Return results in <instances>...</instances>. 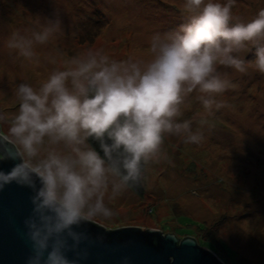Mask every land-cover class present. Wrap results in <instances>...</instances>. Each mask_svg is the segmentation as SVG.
Returning <instances> with one entry per match:
<instances>
[{
    "label": "clouds",
    "instance_id": "clouds-1",
    "mask_svg": "<svg viewBox=\"0 0 264 264\" xmlns=\"http://www.w3.org/2000/svg\"><path fill=\"white\" fill-rule=\"evenodd\" d=\"M235 3L185 0L187 22L155 34L147 61L116 60L102 49H90L53 70L38 89L18 85V112L10 120L0 114V122L9 124L27 180L32 186L39 182L33 203L40 223L30 225V231L40 254L29 264H70L57 247L60 239L51 248L49 240L64 232L78 240L73 225L113 218L106 195L115 199L142 181L145 166L158 162L165 135L182 137L186 144L203 140L192 120L180 121L182 105L197 92L209 115L224 106L216 97L232 82L218 66L246 73L250 65L241 53H252L255 69L264 74V8L245 23L233 20ZM60 27L57 15L47 18L31 37L12 33L6 46L38 62L35 45L48 43Z\"/></svg>",
    "mask_w": 264,
    "mask_h": 264
},
{
    "label": "rangeland",
    "instance_id": "rangeland-1",
    "mask_svg": "<svg viewBox=\"0 0 264 264\" xmlns=\"http://www.w3.org/2000/svg\"><path fill=\"white\" fill-rule=\"evenodd\" d=\"M185 0H0V114L9 120L19 108L20 83L34 88L55 69H62L90 49L112 59L147 61L155 34L175 31L188 20ZM226 3L227 0H218ZM264 8V0H236L234 21L248 22ZM58 16L60 30L28 61L7 48L14 32L31 37L47 18ZM246 73L218 66L232 82L216 97L224 106L212 115L193 92L182 105L180 121L192 120L203 133L199 144L165 135L158 162L145 166L143 195L127 189L105 204L115 215L95 217L107 230L127 226L192 237L225 264H264V74L254 67L252 53H241ZM54 60L55 63L51 61ZM201 120L207 123L201 125ZM0 122L1 135L18 150ZM173 233V234H174Z\"/></svg>",
    "mask_w": 264,
    "mask_h": 264
},
{
    "label": "water",
    "instance_id": "water-1",
    "mask_svg": "<svg viewBox=\"0 0 264 264\" xmlns=\"http://www.w3.org/2000/svg\"><path fill=\"white\" fill-rule=\"evenodd\" d=\"M0 153V264H29L30 257L40 254L30 231V225L40 223V212L33 203L39 182L32 186L27 180L20 152L1 135V130ZM72 231L80 234L78 240L64 232L48 242L51 248L53 241L60 239L57 247L63 248L70 264H225L192 237L178 243L176 236L161 234L154 228L107 230L86 221L73 225Z\"/></svg>",
    "mask_w": 264,
    "mask_h": 264
},
{
    "label": "trees",
    "instance_id": "trees-1",
    "mask_svg": "<svg viewBox=\"0 0 264 264\" xmlns=\"http://www.w3.org/2000/svg\"><path fill=\"white\" fill-rule=\"evenodd\" d=\"M90 143L92 144L93 147H96L98 151L100 150L99 145L96 144L94 141H90ZM101 155H103V154L101 153ZM145 169L146 168H144V171H145ZM129 189H130V191L134 192L135 194L143 195L145 193L142 181L137 183L136 185L130 187Z\"/></svg>",
    "mask_w": 264,
    "mask_h": 264
},
{
    "label": "flooded vegetation",
    "instance_id": "flooded-vegetation-1",
    "mask_svg": "<svg viewBox=\"0 0 264 264\" xmlns=\"http://www.w3.org/2000/svg\"><path fill=\"white\" fill-rule=\"evenodd\" d=\"M0 159H3V157H2V154L0 153ZM174 233V232H173ZM173 233H163V234H172V235H174V236H176L175 235V233L173 234ZM162 234V233H161ZM177 238H178V243H180V241H182L183 239H185V237L184 238H180V237H178V236H176ZM186 237H189V236H186ZM197 243V242H196Z\"/></svg>",
    "mask_w": 264,
    "mask_h": 264
}]
</instances>
